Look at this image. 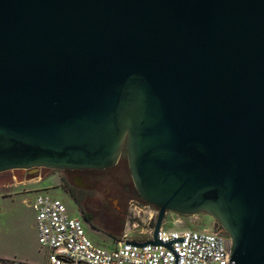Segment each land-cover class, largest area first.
Returning <instances> with one entry per match:
<instances>
[{
  "label": "water",
  "instance_id": "1",
  "mask_svg": "<svg viewBox=\"0 0 264 264\" xmlns=\"http://www.w3.org/2000/svg\"><path fill=\"white\" fill-rule=\"evenodd\" d=\"M124 153L158 209L130 244L203 213L264 264V0H0V178Z\"/></svg>",
  "mask_w": 264,
  "mask_h": 264
},
{
  "label": "built area",
  "instance_id": "2",
  "mask_svg": "<svg viewBox=\"0 0 264 264\" xmlns=\"http://www.w3.org/2000/svg\"><path fill=\"white\" fill-rule=\"evenodd\" d=\"M38 242L44 252L43 264H230V239L220 233L191 229H169L158 233L161 244L138 246L124 240L113 250L96 246L87 236L84 223L72 217L64 201L48 192L33 202ZM174 224L178 225V221ZM168 244H171L168 246ZM1 264H34L5 260Z\"/></svg>",
  "mask_w": 264,
  "mask_h": 264
},
{
  "label": "rangeland",
  "instance_id": "3",
  "mask_svg": "<svg viewBox=\"0 0 264 264\" xmlns=\"http://www.w3.org/2000/svg\"><path fill=\"white\" fill-rule=\"evenodd\" d=\"M38 177L27 176L24 171H13L7 177L0 178V208L3 207V199H9L7 206H4V213L0 215V256L7 258L16 257L17 260L22 261L20 255L22 254V244L17 240L18 234L24 235L27 233L28 216L24 213V210L17 204H13L11 198L23 197L25 189L33 188L32 186H16L12 185L20 183L25 179H37L42 178L45 181L38 185H45L47 188L44 192H48L52 197L61 199L66 202L61 191L56 188L57 175H53L49 171H43ZM13 179V180H12ZM6 183L4 185L3 183ZM69 214L72 217H77L74 207L69 205ZM158 216V209L152 205L146 204L143 200L134 199L130 208L123 214V219L120 221V229H112V232H103L101 230H92L85 225V231L89 239L98 247L107 250H113L118 244L126 239L131 241H146L151 237V232L154 230L156 219ZM167 222L163 227L166 230L181 228L191 229L197 231H205L210 233H220L221 226L212 217L207 214H198L194 216H180L175 213H168L165 219ZM101 221V219H100ZM178 221V225L174 224ZM6 226H9L12 232V241L6 242L4 233L6 232ZM8 229V228H7ZM29 253L34 254L35 259L32 263L42 264L45 262L44 252L41 250L39 243H34ZM24 261V260H23Z\"/></svg>",
  "mask_w": 264,
  "mask_h": 264
},
{
  "label": "flooded vegetation",
  "instance_id": "4",
  "mask_svg": "<svg viewBox=\"0 0 264 264\" xmlns=\"http://www.w3.org/2000/svg\"><path fill=\"white\" fill-rule=\"evenodd\" d=\"M43 171L57 175L56 188L63 194L68 209L69 205L74 207L77 217L94 231L111 233L114 228L120 229L119 219L124 218L134 199L141 200L125 153L115 166L105 169L53 171L39 168L24 172L38 177ZM221 233L229 238L222 230Z\"/></svg>",
  "mask_w": 264,
  "mask_h": 264
},
{
  "label": "crops",
  "instance_id": "5",
  "mask_svg": "<svg viewBox=\"0 0 264 264\" xmlns=\"http://www.w3.org/2000/svg\"><path fill=\"white\" fill-rule=\"evenodd\" d=\"M45 181V179L42 178H37V179H25L23 181H21L20 183H15L12 186L16 187V186H24V187H28V186H34L33 188H29V189H25L23 191V193L25 194V196H21V197H14L11 198V201L13 202V204H17L16 206H20L22 207V209L24 210V213L27 214L28 216V226H27V233L26 234H18L17 240L18 242L20 241L22 244V254L20 255V258L23 262H29L32 263V261L35 259L34 254L29 253V249L30 247L34 244V243H39L38 242V232H37V228H36V214L35 211L33 209V202L36 198V196L40 193H45V189L47 188V186L42 185L39 186L40 184H42ZM9 199H3V207L0 208V215L2 213H4V206H7L6 204L9 202ZM6 232L4 233V240L6 242H10L12 241V232L13 230H11L9 228V226H6ZM45 257V256H44ZM12 259H16V257L14 258H7V257H2L0 256V264L1 262L5 261V260H12ZM19 261V260H18ZM37 264V263H34ZM43 264V263H42Z\"/></svg>",
  "mask_w": 264,
  "mask_h": 264
},
{
  "label": "trees",
  "instance_id": "6",
  "mask_svg": "<svg viewBox=\"0 0 264 264\" xmlns=\"http://www.w3.org/2000/svg\"><path fill=\"white\" fill-rule=\"evenodd\" d=\"M222 228V227H221ZM222 235H224V233H221ZM225 236V235H224Z\"/></svg>",
  "mask_w": 264,
  "mask_h": 264
}]
</instances>
